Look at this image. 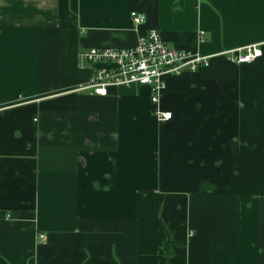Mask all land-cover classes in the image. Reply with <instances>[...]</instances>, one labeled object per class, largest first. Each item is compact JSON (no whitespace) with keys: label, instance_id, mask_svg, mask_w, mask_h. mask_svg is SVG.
I'll use <instances>...</instances> for the list:
<instances>
[{"label":"crops","instance_id":"0c3cea01","mask_svg":"<svg viewBox=\"0 0 264 264\" xmlns=\"http://www.w3.org/2000/svg\"><path fill=\"white\" fill-rule=\"evenodd\" d=\"M150 28L209 63L158 105L148 86L76 89L83 52ZM250 44L251 63L224 55ZM257 148L264 0H0V264H264Z\"/></svg>","mask_w":264,"mask_h":264},{"label":"built area","instance_id":"2783aa9c","mask_svg":"<svg viewBox=\"0 0 264 264\" xmlns=\"http://www.w3.org/2000/svg\"><path fill=\"white\" fill-rule=\"evenodd\" d=\"M131 16L136 27L146 22V15L142 12L132 11ZM262 53L259 44H250L227 50L225 55L229 60L242 64L253 62ZM83 56L94 66V71L88 82L78 86L77 90L87 89L104 95L112 86H148L151 100L157 105L167 86V76L195 71L210 60L209 55L199 51L169 45L157 28L148 29L134 45L93 47L83 52ZM155 115L161 121L173 117L172 111L159 108Z\"/></svg>","mask_w":264,"mask_h":264},{"label":"rangeland","instance_id":"374dc122","mask_svg":"<svg viewBox=\"0 0 264 264\" xmlns=\"http://www.w3.org/2000/svg\"><path fill=\"white\" fill-rule=\"evenodd\" d=\"M225 55V53H224ZM165 123V122H164ZM246 156L250 153L251 155H253V151L251 150V152L249 151H245ZM255 153L257 155V164L259 165V167L264 166V149H259L257 148L255 150Z\"/></svg>","mask_w":264,"mask_h":264}]
</instances>
